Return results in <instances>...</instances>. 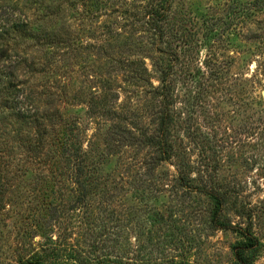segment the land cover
<instances>
[{
    "label": "rangeland",
    "instance_id": "1",
    "mask_svg": "<svg viewBox=\"0 0 264 264\" xmlns=\"http://www.w3.org/2000/svg\"><path fill=\"white\" fill-rule=\"evenodd\" d=\"M258 3L264 5V0L175 2L178 12L196 22L201 45L191 64L193 73L177 71L171 86L176 121L173 140L192 163L191 178L203 179L211 187L229 192L222 215L234 229L211 226L209 198L178 187L176 159L151 172L149 149L125 147L108 155L111 123L89 117L94 95L112 88L111 93L103 94L108 99L112 93L118 95L113 107L140 122L143 129L153 128V96L158 87L155 79L151 80L153 86L123 85L121 81L117 86H99L98 78L108 69L106 60H96L91 53L75 57L64 50L56 56L37 51L20 67L26 92L33 95V102L42 110H59L68 123L80 125L84 149L90 156V165L97 169L101 186L90 209L79 214L68 212L64 220L51 221L52 210L60 203L71 204L79 189L60 155V130L47 128L50 136L41 161L35 162L23 152L18 137L26 138V127L15 120L0 124V193L5 190L0 197V264H19L46 238L56 241L63 237L65 229L79 236L78 228L86 232L92 227L90 223L97 222L102 227L111 218L134 219L124 228L125 234L134 248L147 245L148 240L163 236L162 229L151 225V217L157 212L166 217L173 214L181 235L175 251L166 254L168 258L179 256L187 264H236L237 230L251 227L261 244L253 254L255 264H264V7ZM81 14L68 12V18L59 22L58 28L65 32L73 26L74 33ZM29 17L38 20L33 10ZM83 29H87V23L79 32L80 39L90 44L86 38L89 33ZM138 32L134 39L141 50L115 52H123L128 58L132 54L153 56L148 34L144 29ZM75 41L76 45L80 43ZM208 60L212 69L221 70L217 81L208 80ZM146 64L153 73L152 62L147 59ZM198 82H203L202 86H196ZM107 103L111 104L109 100ZM110 209L115 210L114 215Z\"/></svg>",
    "mask_w": 264,
    "mask_h": 264
},
{
    "label": "trees",
    "instance_id": "2",
    "mask_svg": "<svg viewBox=\"0 0 264 264\" xmlns=\"http://www.w3.org/2000/svg\"><path fill=\"white\" fill-rule=\"evenodd\" d=\"M175 2L176 0H0V124L6 120H15L26 127V138L18 137L24 148L23 152L35 162L41 161L40 156L43 155L48 134L50 136L47 128H58L61 133L60 155L69 165L70 179L79 188L71 204L60 203L52 210L51 221L64 220V215L68 212L79 214L83 209H90L101 186V179L96 176L97 169L90 165V156L84 149L80 125L77 122L68 123L59 110H42L41 106L35 105V98L24 87L27 83L19 76L21 65L34 52L56 56L60 50H64L70 56L74 54L79 57L83 52L91 53L96 60H106L108 69L98 78L99 86H117L119 81L123 85L153 86L152 79L158 82L153 96V128L143 129L140 122L124 116L119 108L113 107L112 103L118 99V95L112 93L109 99L104 95L111 93L112 88L101 89L99 94L94 95L88 111L89 117H101L103 122L111 123L106 146L108 155L125 147L149 149L152 154L148 162L151 172L176 159L179 163L178 187L209 198L211 226L234 229L223 221L222 215L228 203L229 192L211 187L203 179L191 178L192 163L173 140L176 121L172 110L171 86L174 85L175 76H178L177 71L193 73L191 64L197 55L196 49L201 45L196 22L186 13L178 12ZM258 4L261 8L264 7L262 3ZM28 10L36 13L37 21L35 17H29ZM70 11L73 15L82 13L74 33L73 26L65 32L58 28L59 22L66 20ZM86 23L87 29L83 31H88L86 38L91 41L90 44H85L80 39L79 30ZM140 29H144L152 42L153 48L150 51L154 53L153 56L132 54L128 58L123 56V52H115V49H127L130 52L141 50L134 39ZM74 38L79 40L78 45ZM147 59L152 62L153 73L149 72ZM211 63L210 60L205 63L208 80L217 81L221 70L219 67L212 69ZM179 66L182 68L177 70ZM202 84L203 82H198L196 86ZM108 100L111 104L107 103ZM32 129H36V132ZM188 137L196 139L191 134ZM11 164L13 163H8V166ZM4 195L5 190H2L0 197ZM2 202L0 200V211ZM110 211L112 215L115 214V210ZM133 220L111 218L102 227L97 222L90 223L92 227L86 232L78 228L79 236L74 231L65 229L63 237H58L56 241L52 237L46 238L30 254L22 257L19 264H187L179 256L166 257L168 251H175L174 246L181 241L173 214L166 217L160 212L155 213L151 217V225L162 229L163 236L158 240H148L147 245L135 248L124 229L133 224ZM237 233L239 240L234 245L236 264H255L253 254L259 251L260 241L254 236L251 227L238 229ZM74 236L78 239L74 240Z\"/></svg>",
    "mask_w": 264,
    "mask_h": 264
},
{
    "label": "water",
    "instance_id": "3",
    "mask_svg": "<svg viewBox=\"0 0 264 264\" xmlns=\"http://www.w3.org/2000/svg\"><path fill=\"white\" fill-rule=\"evenodd\" d=\"M263 96H264V93H263Z\"/></svg>",
    "mask_w": 264,
    "mask_h": 264
}]
</instances>
